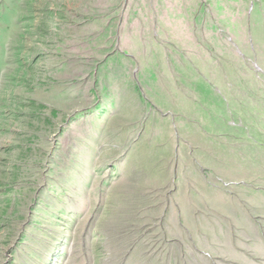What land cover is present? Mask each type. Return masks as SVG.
I'll list each match as a JSON object with an SVG mask.
<instances>
[{
	"label": "rangeland",
	"instance_id": "obj_1",
	"mask_svg": "<svg viewBox=\"0 0 264 264\" xmlns=\"http://www.w3.org/2000/svg\"><path fill=\"white\" fill-rule=\"evenodd\" d=\"M0 264H264V0H0Z\"/></svg>",
	"mask_w": 264,
	"mask_h": 264
},
{
	"label": "bare ground",
	"instance_id": "obj_2",
	"mask_svg": "<svg viewBox=\"0 0 264 264\" xmlns=\"http://www.w3.org/2000/svg\"><path fill=\"white\" fill-rule=\"evenodd\" d=\"M248 58V57H247ZM256 63V62H255ZM262 70V69H261Z\"/></svg>",
	"mask_w": 264,
	"mask_h": 264
}]
</instances>
